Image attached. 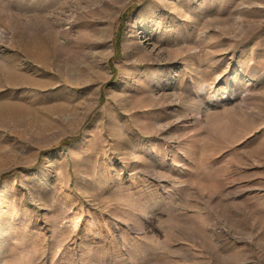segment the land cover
I'll use <instances>...</instances> for the list:
<instances>
[{
    "label": "rangeland",
    "instance_id": "374dc122",
    "mask_svg": "<svg viewBox=\"0 0 264 264\" xmlns=\"http://www.w3.org/2000/svg\"><path fill=\"white\" fill-rule=\"evenodd\" d=\"M0 264H264V0H0Z\"/></svg>",
    "mask_w": 264,
    "mask_h": 264
}]
</instances>
